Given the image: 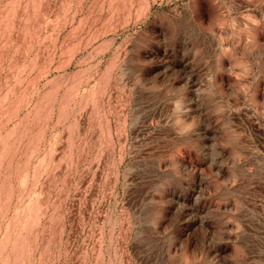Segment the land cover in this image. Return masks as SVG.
<instances>
[{"label":"rangeland","instance_id":"374dc122","mask_svg":"<svg viewBox=\"0 0 264 264\" xmlns=\"http://www.w3.org/2000/svg\"><path fill=\"white\" fill-rule=\"evenodd\" d=\"M0 264H264V0H0Z\"/></svg>","mask_w":264,"mask_h":264}]
</instances>
